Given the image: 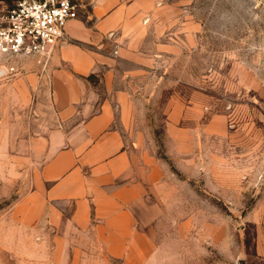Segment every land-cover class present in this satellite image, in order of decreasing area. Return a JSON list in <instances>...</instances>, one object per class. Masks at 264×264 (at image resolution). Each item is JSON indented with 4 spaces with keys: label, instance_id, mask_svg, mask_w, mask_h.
I'll use <instances>...</instances> for the list:
<instances>
[{
    "label": "rangeland",
    "instance_id": "1",
    "mask_svg": "<svg viewBox=\"0 0 264 264\" xmlns=\"http://www.w3.org/2000/svg\"><path fill=\"white\" fill-rule=\"evenodd\" d=\"M167 5L146 55L116 65L139 69L117 77L131 95L119 124L155 167L135 210L151 259L264 264V0ZM13 74L0 75V214L35 188L53 126L49 97Z\"/></svg>",
    "mask_w": 264,
    "mask_h": 264
},
{
    "label": "crops",
    "instance_id": "2",
    "mask_svg": "<svg viewBox=\"0 0 264 264\" xmlns=\"http://www.w3.org/2000/svg\"><path fill=\"white\" fill-rule=\"evenodd\" d=\"M76 2L78 16L49 56L13 59V75L49 97L53 126L39 137L48 156L35 188L0 214V264H154L135 210L155 167L119 124L131 95L117 77L139 69L116 65L146 55L139 50L167 0Z\"/></svg>",
    "mask_w": 264,
    "mask_h": 264
},
{
    "label": "built area",
    "instance_id": "3",
    "mask_svg": "<svg viewBox=\"0 0 264 264\" xmlns=\"http://www.w3.org/2000/svg\"><path fill=\"white\" fill-rule=\"evenodd\" d=\"M78 8L76 0H0V75L16 72L19 55L49 56Z\"/></svg>",
    "mask_w": 264,
    "mask_h": 264
}]
</instances>
